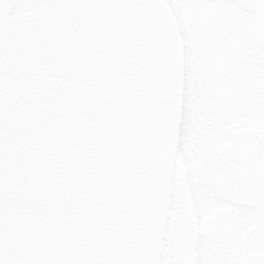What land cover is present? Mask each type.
<instances>
[{
  "label": "snow or ice",
  "instance_id": "6c2138e0",
  "mask_svg": "<svg viewBox=\"0 0 264 264\" xmlns=\"http://www.w3.org/2000/svg\"><path fill=\"white\" fill-rule=\"evenodd\" d=\"M0 264H264V0H0Z\"/></svg>",
  "mask_w": 264,
  "mask_h": 264
}]
</instances>
